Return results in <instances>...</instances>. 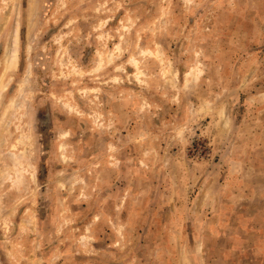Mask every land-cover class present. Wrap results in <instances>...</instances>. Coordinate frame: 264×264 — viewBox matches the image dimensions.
I'll use <instances>...</instances> for the list:
<instances>
[{"label": "rangeland", "instance_id": "rangeland-1", "mask_svg": "<svg viewBox=\"0 0 264 264\" xmlns=\"http://www.w3.org/2000/svg\"><path fill=\"white\" fill-rule=\"evenodd\" d=\"M0 264H264V0H0Z\"/></svg>", "mask_w": 264, "mask_h": 264}, {"label": "bare ground", "instance_id": "bare-ground-1", "mask_svg": "<svg viewBox=\"0 0 264 264\" xmlns=\"http://www.w3.org/2000/svg\"><path fill=\"white\" fill-rule=\"evenodd\" d=\"M5 57H6V55H5ZM16 58H17V51H16V49L13 48L12 50L9 51V55H7V60H6V70L7 71L13 66V64L15 65ZM4 63H5V61H4Z\"/></svg>", "mask_w": 264, "mask_h": 264}]
</instances>
